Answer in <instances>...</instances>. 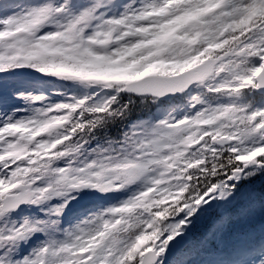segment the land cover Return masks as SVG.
Returning a JSON list of instances; mask_svg holds the SVG:
<instances>
[{"label":"snow or ice","instance_id":"1","mask_svg":"<svg viewBox=\"0 0 264 264\" xmlns=\"http://www.w3.org/2000/svg\"><path fill=\"white\" fill-rule=\"evenodd\" d=\"M25 70L85 93L10 90ZM260 172L264 0H0V264H188L189 225Z\"/></svg>","mask_w":264,"mask_h":264},{"label":"rangeland","instance_id":"2","mask_svg":"<svg viewBox=\"0 0 264 264\" xmlns=\"http://www.w3.org/2000/svg\"><path fill=\"white\" fill-rule=\"evenodd\" d=\"M26 2V0H23ZM120 3H128L129 0H119ZM22 6V4H21ZM122 8H113L109 6L102 9L105 18L119 16ZM23 76L15 77L9 83V89L15 90L20 88L25 95L31 93L32 95H45L50 99H55L52 96L53 92L61 91L65 95H83L85 89L75 84H64L63 87L55 80H48V78L35 76L34 73H28ZM35 78H43V81L37 82ZM21 107L27 108L23 101L20 102ZM38 105H33L36 107ZM153 113L146 116L138 117L146 123H155L158 119L165 118L167 115H176L181 110V106L177 103L167 105H152ZM28 112L18 113L17 116L27 115ZM138 118L130 120L137 122ZM262 181V182H261ZM264 175L256 183L255 176L248 180H243L240 184L239 195L235 200L223 208L212 209L208 212L202 220H200L194 227L189 225L192 229L190 233L185 235L190 236L189 246L196 247L198 250L195 254L190 255L188 264H253L254 259L264 252ZM129 193H108L109 199H105L99 193L87 198L89 203L106 206L108 204L118 203L125 199ZM77 199H81L77 197ZM231 199V198H230ZM76 204V201L72 202ZM82 208L77 205L71 213L68 214L65 227H71L72 224L78 223ZM240 242L241 247L245 250L244 256H240V251L223 254L217 256L213 251L214 245L224 247L229 243Z\"/></svg>","mask_w":264,"mask_h":264},{"label":"trees","instance_id":"3","mask_svg":"<svg viewBox=\"0 0 264 264\" xmlns=\"http://www.w3.org/2000/svg\"><path fill=\"white\" fill-rule=\"evenodd\" d=\"M141 113H143V112H139L138 114H137V112H133V115H132L131 119L136 118V117L139 116Z\"/></svg>","mask_w":264,"mask_h":264},{"label":"water","instance_id":"4","mask_svg":"<svg viewBox=\"0 0 264 264\" xmlns=\"http://www.w3.org/2000/svg\"><path fill=\"white\" fill-rule=\"evenodd\" d=\"M176 240H180V237H177ZM170 247H171V244H170Z\"/></svg>","mask_w":264,"mask_h":264}]
</instances>
